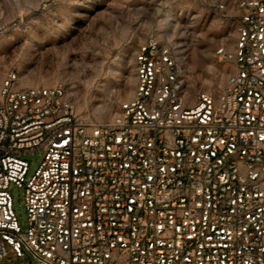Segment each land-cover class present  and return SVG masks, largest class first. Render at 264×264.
<instances>
[{
    "label": "built area",
    "instance_id": "2783aa9c",
    "mask_svg": "<svg viewBox=\"0 0 264 264\" xmlns=\"http://www.w3.org/2000/svg\"><path fill=\"white\" fill-rule=\"evenodd\" d=\"M237 33L233 52L218 49L233 62L221 92L191 105L182 62L156 38L139 45L133 94L105 120L80 116L61 86L9 76L0 258L10 246L38 264H264V0L240 1Z\"/></svg>",
    "mask_w": 264,
    "mask_h": 264
},
{
    "label": "rangeland",
    "instance_id": "374dc122",
    "mask_svg": "<svg viewBox=\"0 0 264 264\" xmlns=\"http://www.w3.org/2000/svg\"><path fill=\"white\" fill-rule=\"evenodd\" d=\"M240 1L0 0V88L13 75L19 88L61 86L80 116L105 120L133 94L139 45L156 38L182 62L190 105L202 91L217 96L233 70L218 49L235 50ZM21 157L32 173L42 151ZM9 191L26 228L24 192L14 184ZM7 250L0 264H38Z\"/></svg>",
    "mask_w": 264,
    "mask_h": 264
},
{
    "label": "bare ground",
    "instance_id": "6f19581e",
    "mask_svg": "<svg viewBox=\"0 0 264 264\" xmlns=\"http://www.w3.org/2000/svg\"><path fill=\"white\" fill-rule=\"evenodd\" d=\"M190 99H191V98H190ZM192 99H193V98H192ZM192 99H191L190 101H192V102H193L194 100H192Z\"/></svg>",
    "mask_w": 264,
    "mask_h": 264
}]
</instances>
